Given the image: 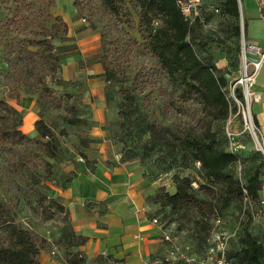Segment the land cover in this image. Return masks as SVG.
<instances>
[{"label":"rangeland","instance_id":"1","mask_svg":"<svg viewBox=\"0 0 264 264\" xmlns=\"http://www.w3.org/2000/svg\"><path fill=\"white\" fill-rule=\"evenodd\" d=\"M223 1L209 0L204 3L191 40L197 48L203 49L200 57L210 59L217 66V74L228 78L225 90L231 112L227 120L216 121L214 129L218 132L220 146L231 151L228 128L236 133L245 131L243 135L251 151L255 152L254 158L246 160L245 168V161L240 156L230 170L247 183V175L255 167L264 166V147L255 122L257 135L252 128H246L243 113V110L247 111L245 97L244 101L234 97V88L239 85L244 87L239 82L244 71V22L241 15L235 17L224 13ZM218 6H222L220 10L216 9ZM52 12L60 15L69 25L68 32L53 40L60 64L57 72L50 73L45 79L55 96L62 98V108L41 102L34 86L36 80L29 77L23 79L20 66L12 61L18 60L13 58L17 53L8 61L9 49L0 44V100L6 99L20 111L22 130L28 113L38 119L43 118L53 128L58 145V155L48 157L44 151V140L35 128L34 136L27 133L33 142L0 141V197L13 205L16 219L26 227L38 228L55 213L58 206L54 203L53 186L62 175V159L74 153H83L80 144L89 139L94 124L88 121L87 124L74 125L68 119L81 117L88 111L86 108L91 110L98 99V92L110 97L112 108L119 111V119L113 122L111 134L119 151L131 162L140 161L146 175L151 178L163 177L158 182L160 189H171L176 174L189 176L198 185L204 183L203 170L198 161L185 157L182 152L171 154L152 139L151 124L180 134L183 130L200 126L204 113L202 106L194 98L183 94L182 88L150 52L147 40L142 36L139 9L135 4L123 0L119 11L113 12L101 0H56ZM238 25L241 26L240 35L236 34ZM15 34L20 37L18 31L12 33ZM75 62H80L82 68L79 75L73 72ZM103 62L119 71L112 81L103 78ZM127 93L134 95L135 101V114L129 119L120 115ZM255 102V97L250 95L253 120ZM230 118L233 119L231 124L228 123ZM201 197H205L203 193ZM246 205L234 204L222 212L228 230L237 226ZM150 213L160 216L162 223L174 231L181 244L188 245L192 252L203 253L199 227L181 222L170 214L169 208H154ZM235 248L233 241L231 251Z\"/></svg>","mask_w":264,"mask_h":264},{"label":"trees","instance_id":"2","mask_svg":"<svg viewBox=\"0 0 264 264\" xmlns=\"http://www.w3.org/2000/svg\"><path fill=\"white\" fill-rule=\"evenodd\" d=\"M101 1L113 12H118L123 3V0ZM130 1L139 9L142 36L147 40L152 55L182 88L183 94L194 98L203 108L201 125L183 130L180 134L171 130L164 131L155 123L149 128L156 144L174 155L182 152L185 157H191L201 164L204 183L195 186L196 181L191 177L176 174L173 178L175 192L161 191L153 200L161 209L169 208L170 214L181 222L199 227L204 250L216 218H223L222 212L234 204L242 206L246 198L257 201L263 197L264 166L259 165L247 183H243L230 170V166L240 159V155L220 146L218 132L214 129V123L227 120L231 112L230 100L225 90L228 78L217 74V66L210 59L200 57L203 49L197 48L191 40L196 22L190 24L185 21L177 0ZM55 5L56 0H0V44L9 49L8 61L17 53L13 58L18 60L12 61L20 66L23 79L29 77L36 80L34 86L37 87L41 102L47 106L62 108V98L55 96L54 90L45 80L50 73L57 72L60 64L53 40L69 30V25L63 18L52 12ZM222 5L224 13L240 16L238 0H225ZM221 7L216 9L220 10ZM156 20L161 21L158 27L154 26ZM15 31H18L19 38L16 34L12 35ZM236 34H241L240 25L236 28ZM103 66L105 81H112L117 77V68L107 62H103ZM236 95L244 101L242 86L236 87ZM124 100L120 115L129 119L135 114L134 95L127 93ZM68 122L79 125L87 124L88 121L77 117L69 118ZM254 122L259 127L255 115ZM22 124L20 111L6 99H1L0 141L6 143L17 140L21 144L33 142L20 128ZM35 129L44 140L46 155L55 158L58 155V145L54 140L53 128L40 118L35 122ZM202 193L204 198L201 197ZM61 208L58 206L57 209ZM247 213V219L242 222L237 236L231 241V245L234 241L236 248L231 251L230 247L228 258L233 264H264V244L251 233L253 217L249 210ZM48 245L47 238L22 225L15 217L13 205L0 197V264H43L42 252ZM85 260L84 255L75 254L67 262L82 264Z\"/></svg>","mask_w":264,"mask_h":264},{"label":"crops","instance_id":"3","mask_svg":"<svg viewBox=\"0 0 264 264\" xmlns=\"http://www.w3.org/2000/svg\"><path fill=\"white\" fill-rule=\"evenodd\" d=\"M262 1L238 0L245 39L260 45H264ZM72 68L76 75L82 72L80 62L73 63ZM253 91L258 97L254 115L264 147V65ZM110 100L98 92L96 103L81 116L94 124L89 139L80 144L83 153L62 159V175L53 186L54 202L62 208L56 209L38 228L29 226L49 242L42 252L43 264H69L67 260L75 254L84 255L86 260L82 264H145L166 256L161 225L153 222L154 217L160 216L150 213L160 207L153 196L163 190L157 179L146 175L140 161L131 162L123 157L112 140L113 122L119 119V111L112 108ZM37 120L28 113L24 132L34 136ZM244 132H238L242 147L237 153L246 168V160H253L255 152ZM257 167L247 175V180ZM175 190V185L168 189L171 193ZM250 231L264 244V221L253 220Z\"/></svg>","mask_w":264,"mask_h":264},{"label":"built area","instance_id":"4","mask_svg":"<svg viewBox=\"0 0 264 264\" xmlns=\"http://www.w3.org/2000/svg\"><path fill=\"white\" fill-rule=\"evenodd\" d=\"M204 3L205 0H177V5L185 21L190 24L195 23L201 16ZM262 5H264V0L262 1ZM160 24V20L154 22L155 27H158ZM242 54L244 71L239 82L244 86V97L247 102V111L243 110L244 120L246 128H252L256 134L254 120L249 106V96H254L255 99L258 100L253 88L256 84L257 76L264 65V45L248 42L244 37ZM234 97L236 100L239 99L236 95V87L234 88ZM232 121L233 119L230 118L228 123L231 124ZM239 135V133L228 128L227 136L230 147L234 152L242 147L238 138ZM162 179L163 177L159 176L157 181L159 182ZM194 185L198 186L196 182H194ZM262 191L263 197L260 200L254 201L249 198L245 199L247 205L241 213L238 224L234 229L228 230L224 219L222 217L216 218L211 235L208 239V244L201 254L192 252L188 245L184 246L181 244L174 231L169 226L163 224L159 217H154L153 222L161 225L163 240L167 244L166 256L163 259L146 261L145 264H233L228 258V252L231 247L232 239L237 236L238 231L241 229L242 222L248 217L247 211L249 210L254 220L264 221V186ZM53 253L56 254V250L53 251ZM102 254L107 255V252L103 251Z\"/></svg>","mask_w":264,"mask_h":264}]
</instances>
